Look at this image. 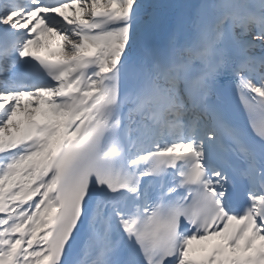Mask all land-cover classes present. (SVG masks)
Instances as JSON below:
<instances>
[{"label":"snow or ice","instance_id":"snow-or-ice-1","mask_svg":"<svg viewBox=\"0 0 264 264\" xmlns=\"http://www.w3.org/2000/svg\"><path fill=\"white\" fill-rule=\"evenodd\" d=\"M0 264H264V0H0Z\"/></svg>","mask_w":264,"mask_h":264}]
</instances>
